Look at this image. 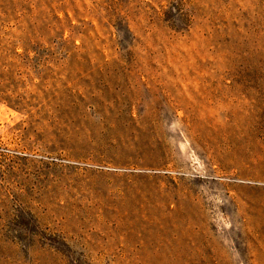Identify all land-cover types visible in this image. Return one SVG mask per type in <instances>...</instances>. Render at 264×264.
I'll use <instances>...</instances> for the list:
<instances>
[{"label": "rangeland", "instance_id": "rangeland-1", "mask_svg": "<svg viewBox=\"0 0 264 264\" xmlns=\"http://www.w3.org/2000/svg\"><path fill=\"white\" fill-rule=\"evenodd\" d=\"M0 264H264V0H0Z\"/></svg>", "mask_w": 264, "mask_h": 264}]
</instances>
